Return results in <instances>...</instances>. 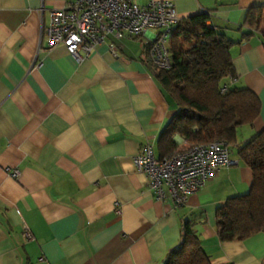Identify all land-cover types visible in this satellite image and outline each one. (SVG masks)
<instances>
[{"label":"crops","instance_id":"1","mask_svg":"<svg viewBox=\"0 0 264 264\" xmlns=\"http://www.w3.org/2000/svg\"><path fill=\"white\" fill-rule=\"evenodd\" d=\"M72 1L0 0V264H161L185 222L210 264H264V233L222 243L215 232L216 210L251 185L236 150L264 130L261 35L229 49L230 85L259 101L258 117L236 130L229 148L235 165L175 206L132 164L144 144L159 158L157 138L175 113L148 62L154 32L109 38L81 61L62 46L46 50L49 12ZM153 1L171 2L179 19L209 14L207 26L234 43L245 12L264 7V0H133ZM172 140L178 152L188 149Z\"/></svg>","mask_w":264,"mask_h":264},{"label":"trees","instance_id":"2","mask_svg":"<svg viewBox=\"0 0 264 264\" xmlns=\"http://www.w3.org/2000/svg\"><path fill=\"white\" fill-rule=\"evenodd\" d=\"M210 21L207 13L180 19L169 42L171 68L156 72L155 81L175 110L157 138L159 159L180 153L174 136L182 138L188 148L213 142L233 148L236 130L251 126L259 115L257 97L245 88L230 85L235 73L229 49L255 32L264 40V7H251L245 12L241 26L235 30L240 34L235 43L208 27ZM223 87L226 90L221 93ZM236 155L238 162L249 169L252 180L246 194L227 199L215 212V232L222 243L241 242L264 233V130L240 146ZM162 263L210 264L192 223L183 224L177 248Z\"/></svg>","mask_w":264,"mask_h":264},{"label":"built area","instance_id":"3","mask_svg":"<svg viewBox=\"0 0 264 264\" xmlns=\"http://www.w3.org/2000/svg\"><path fill=\"white\" fill-rule=\"evenodd\" d=\"M173 5L153 1L139 6L133 0H73L62 9L49 12L47 27L41 30L46 50L62 46L76 61H81L109 38H137L152 31L148 62L155 72L171 68L169 50L173 28L179 22ZM115 55V45L108 43ZM80 53L82 55H80ZM226 87L221 89V93ZM135 171L148 178V185L159 200L167 197L175 206H182L215 172L235 165L224 142H213L188 148L172 157L156 158L151 145L144 144L132 158ZM17 179L16 170L9 171ZM25 230L24 242L31 240Z\"/></svg>","mask_w":264,"mask_h":264},{"label":"water","instance_id":"4","mask_svg":"<svg viewBox=\"0 0 264 264\" xmlns=\"http://www.w3.org/2000/svg\"><path fill=\"white\" fill-rule=\"evenodd\" d=\"M161 264H164V263H161Z\"/></svg>","mask_w":264,"mask_h":264}]
</instances>
